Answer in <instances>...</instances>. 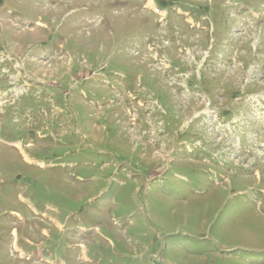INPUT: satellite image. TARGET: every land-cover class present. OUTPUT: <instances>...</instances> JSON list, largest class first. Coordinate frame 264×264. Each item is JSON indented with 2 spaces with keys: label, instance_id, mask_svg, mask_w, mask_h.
<instances>
[{
  "label": "rangeland",
  "instance_id": "rangeland-1",
  "mask_svg": "<svg viewBox=\"0 0 264 264\" xmlns=\"http://www.w3.org/2000/svg\"><path fill=\"white\" fill-rule=\"evenodd\" d=\"M0 264H264V0H0Z\"/></svg>",
  "mask_w": 264,
  "mask_h": 264
}]
</instances>
